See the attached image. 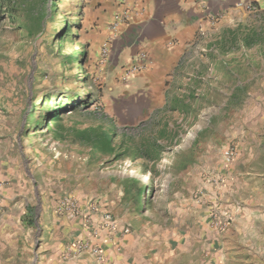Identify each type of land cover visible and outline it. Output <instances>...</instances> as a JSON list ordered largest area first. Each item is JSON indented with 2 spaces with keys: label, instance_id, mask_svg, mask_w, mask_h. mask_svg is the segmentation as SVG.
I'll use <instances>...</instances> for the list:
<instances>
[{
  "label": "rangeland",
  "instance_id": "rangeland-1",
  "mask_svg": "<svg viewBox=\"0 0 264 264\" xmlns=\"http://www.w3.org/2000/svg\"><path fill=\"white\" fill-rule=\"evenodd\" d=\"M87 1L0 0V222H38L43 209L54 222H85L87 231L58 244L64 261L99 262L107 237L132 234L127 250L137 240L161 257L171 251L173 264H264V43L241 47L245 32L264 37V7L253 2L249 25L230 28L223 45V34L202 40L232 73L211 92L208 80L186 84L183 114L162 113L177 142L160 141L155 161L112 160L75 137L87 127L125 130L96 76ZM82 51L84 60L72 55ZM67 94L77 96L74 109L47 118ZM126 132L139 141L140 131Z\"/></svg>",
  "mask_w": 264,
  "mask_h": 264
},
{
  "label": "crops",
  "instance_id": "crops-1",
  "mask_svg": "<svg viewBox=\"0 0 264 264\" xmlns=\"http://www.w3.org/2000/svg\"><path fill=\"white\" fill-rule=\"evenodd\" d=\"M244 1L254 2L260 10L264 7V0L87 1L85 19L89 43L96 52V76L105 87L106 99L117 102L123 129L161 119L174 131L162 113L183 114L186 84L208 80L214 85L208 91L217 90L215 84L232 73V64H220L206 53L211 48L203 46L202 33L223 34L225 38L230 28L249 25L253 14L243 7ZM254 46L260 48L261 44ZM202 48L207 50L203 54ZM132 64L144 67L127 72ZM172 142H177L176 137L167 140ZM49 214L43 209L38 222H0V264H173V257H177L171 251L161 257L150 245L142 247L137 240L133 244L136 250L129 251L124 243L126 237L134 238L132 234H116L107 237L111 245L106 246L99 262L87 254L61 260L58 244L69 240L72 229L77 234L89 227L84 228L85 222H54L48 219ZM104 232L100 234L106 243Z\"/></svg>",
  "mask_w": 264,
  "mask_h": 264
},
{
  "label": "trees",
  "instance_id": "trees-1",
  "mask_svg": "<svg viewBox=\"0 0 264 264\" xmlns=\"http://www.w3.org/2000/svg\"><path fill=\"white\" fill-rule=\"evenodd\" d=\"M66 31L67 28H65L64 32H62V29L57 32L59 41H63L66 38ZM225 40L226 38L223 37L221 40L222 45L225 43ZM241 42L244 47L249 48L253 45L264 43V37L259 30L253 29L241 35ZM86 53L82 51L79 54L74 53L72 55H76L78 59L84 60ZM64 97L65 99L61 103L59 99H56L52 104L53 106H48L47 111L49 113L46 115L47 118L60 119V115L64 111L74 109L71 104L77 96L72 97L70 94H67ZM135 128H139L140 130L139 141L131 135V132H126L127 130L133 131ZM124 129L121 133H118L111 127L107 130L102 127H87L78 130L75 137L80 142L87 144L93 152L111 157L112 160L117 159L123 153H127L128 156L134 159L140 158L151 161L159 159L161 152L164 150V146L160 141L172 140L175 137L173 131L168 129L167 120L161 119H155L149 123L145 122L137 127H125Z\"/></svg>",
  "mask_w": 264,
  "mask_h": 264
},
{
  "label": "built area",
  "instance_id": "built-area-1",
  "mask_svg": "<svg viewBox=\"0 0 264 264\" xmlns=\"http://www.w3.org/2000/svg\"><path fill=\"white\" fill-rule=\"evenodd\" d=\"M242 5L249 12H252V11L257 10L256 9V5L253 2H251V1H244V2H242ZM0 9H1V6H0ZM213 20H214V18H213ZM207 36H210V35H207V34L202 33V37L204 39ZM201 51L204 52V51H207V50H206V48H202ZM143 67L144 66H142L140 64L139 65L132 64L131 66H129V69L127 70V72L138 71V70L142 69ZM230 161H231L230 160V154L227 153L226 156H225V162L228 163ZM217 222H220V223H218V226L216 228L217 229V232H223L226 229V227H227L228 218L225 219V220H222V221H217ZM104 223H108L111 226V229L112 230H117L118 229V224L116 222H104ZM124 232L125 233L128 232V228L124 229ZM89 250H91L93 253H96L97 255H100V252L97 251L96 249H89Z\"/></svg>",
  "mask_w": 264,
  "mask_h": 264
}]
</instances>
